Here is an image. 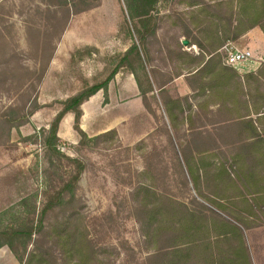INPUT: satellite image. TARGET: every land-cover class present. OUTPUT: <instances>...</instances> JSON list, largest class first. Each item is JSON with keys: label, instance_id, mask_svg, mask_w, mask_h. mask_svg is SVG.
Instances as JSON below:
<instances>
[{"label": "rangeland", "instance_id": "1", "mask_svg": "<svg viewBox=\"0 0 264 264\" xmlns=\"http://www.w3.org/2000/svg\"><path fill=\"white\" fill-rule=\"evenodd\" d=\"M59 3L60 0H0V216L10 210L17 216L20 214L16 211H20L23 217L37 219L35 211L40 213L47 200L53 199L78 171L76 162L66 157L77 159L84 168L75 184L76 191L74 195L65 192L69 204L48 211V229L67 226L75 239L81 230L86 232L93 250L91 264H142L149 250L138 221L142 215L133 189L141 183L149 184L192 207L198 205L194 201L197 193L183 183L163 115L158 112L157 95L144 96L140 101L121 100L117 113L125 121H118V128H108L105 121L100 125L107 116H97L93 127L86 126L84 130L82 115L80 126L88 138L77 129L75 114L68 113L73 119L64 127L68 114L62 119L57 146L66 157L53 155L46 148V130L63 107L60 102L84 86L104 80L117 64L118 56L133 44L124 29V0H90L87 6L95 5L94 8L73 15L61 39L67 14ZM76 5L75 10L85 6ZM185 8L184 0L159 5L160 28L147 41L148 68L171 63L172 73L178 72V60L170 61L166 45L175 47L181 29L174 28L171 21L176 12ZM44 43L49 48L59 45L55 63L48 69L44 68L48 54L42 56ZM188 46L186 50L191 49ZM157 72L155 78L161 85L168 74ZM138 74L141 90L147 92L148 79L142 70ZM158 95L160 99L161 92ZM12 109L33 113L29 121L9 129L4 114ZM196 198L204 204V200ZM0 223L2 227L10 226L13 219L7 216ZM245 236L254 264H264V225L245 230ZM38 239L53 253L56 264L78 259L76 253L66 251L72 240L63 244L57 236L40 235ZM29 249L34 250L35 245Z\"/></svg>", "mask_w": 264, "mask_h": 264}, {"label": "trees", "instance_id": "2", "mask_svg": "<svg viewBox=\"0 0 264 264\" xmlns=\"http://www.w3.org/2000/svg\"><path fill=\"white\" fill-rule=\"evenodd\" d=\"M169 1L124 0V29L133 44L118 56L117 64L104 80L86 85L60 102L63 107L46 130L45 146L49 152L66 157L57 146L60 123L68 113L75 114L77 129L88 138L80 126L81 107L98 91H107L119 69L128 68L138 84L139 70L148 81L149 73L155 77L158 69L148 71L147 41L160 28L159 5ZM60 2L67 15L59 39L73 15L95 6H87L90 0ZM184 2L187 8L176 12L171 21L181 33L175 47L166 45V53L171 62L178 60L181 66L185 65V72L178 70L175 74L185 75L192 93L174 97L161 90L159 109L166 114L163 122L185 187L189 190L192 187L196 197L213 207L200 203L196 197L198 205L189 206L176 197L161 194L149 184L135 187L132 193L142 215L138 221L149 250L142 264H254L245 230L264 225V63L256 73L240 75L226 64L224 47L255 28L264 33V0ZM77 3L85 6L75 10ZM183 39L190 42V50H186ZM56 51V45L49 48L44 43L42 56L48 54L45 69L51 65ZM167 81L165 84L170 80ZM141 91L146 96V91ZM32 111L12 109L4 114V123L9 129L19 127L29 121ZM66 158L76 162L78 171L53 199L47 200L40 213L35 208L37 219L23 217L20 211H16L20 214L17 216L10 210L0 216L2 223L7 216L13 219L10 226H0V248L8 246L21 264H56L53 253L38 239L40 235L57 236L63 244L72 240L66 251L76 253L78 259L69 264H91L93 250L86 232L81 230L75 239L67 226L48 229L46 225L49 210L70 203L64 194L69 191L74 195L84 168L79 160ZM35 235L38 238L34 239ZM31 244L35 245L34 250L29 249Z\"/></svg>", "mask_w": 264, "mask_h": 264}, {"label": "crops", "instance_id": "3", "mask_svg": "<svg viewBox=\"0 0 264 264\" xmlns=\"http://www.w3.org/2000/svg\"><path fill=\"white\" fill-rule=\"evenodd\" d=\"M184 40V39H183ZM182 40V41H183ZM240 48H251L254 47L253 51L255 52L256 56L261 57L262 61L254 62L249 65H244L241 68L233 67L240 75H245L247 73H256L262 63H264V33L261 29L255 28L251 31H248L245 35H243L237 41L231 42ZM186 47V46H185ZM193 48V47H192ZM128 47L124 49L126 51ZM187 49V47H186ZM194 49V48H193ZM59 53V45L57 46V51L55 54L54 59L52 60L51 66L53 67L55 63V59ZM197 53V52H196ZM176 67L179 68L180 71L185 72V65L181 66L180 62H176ZM173 66L171 63L165 64L162 67L158 68L156 66H150L149 69H158L159 73L168 74L167 81L168 83L165 84V81L162 83V87L158 84V77L155 78L149 73V85L152 89H148L146 92V96L149 97L150 95H157L158 102L160 105L161 100L159 99L158 95L161 90H164L165 94L170 96H186L192 93V88L187 83L185 75H176L172 73ZM158 73V72H157ZM157 80V82H156ZM83 89V88H82ZM141 96V97H140ZM121 98V99H119ZM125 98H134V101L143 100V95L141 93V89L139 87L138 81L136 76L131 71H123L120 69L112 82H110L108 86V91L105 93L104 90L98 91L94 96H92L86 103L82 106L83 110V119H82V128L86 130V126L93 127L92 121H95L94 118L98 116V119L107 116V118H102V123L100 125L105 124V121L108 128H118V121H125L124 118H118V105L120 101ZM104 101H106L104 103ZM113 107V111H109V108ZM215 108V107H212ZM162 113L166 117L165 112L162 110L158 111ZM71 114L66 116V119L62 123V127L64 125H69L72 120ZM105 125V126H106ZM100 129V128H99ZM98 129V130H99ZM105 130V129H100ZM0 264H21L18 258L14 255L12 250L8 246H3L0 248Z\"/></svg>", "mask_w": 264, "mask_h": 264}, {"label": "built area", "instance_id": "4", "mask_svg": "<svg viewBox=\"0 0 264 264\" xmlns=\"http://www.w3.org/2000/svg\"><path fill=\"white\" fill-rule=\"evenodd\" d=\"M226 64L235 68H241L254 62L262 61L255 52L249 48H240L233 43H228L224 47Z\"/></svg>", "mask_w": 264, "mask_h": 264}, {"label": "water", "instance_id": "5", "mask_svg": "<svg viewBox=\"0 0 264 264\" xmlns=\"http://www.w3.org/2000/svg\"><path fill=\"white\" fill-rule=\"evenodd\" d=\"M182 43H183V45H185V46H188V45L190 44V42H189L188 40H186V39H184V40L182 41Z\"/></svg>", "mask_w": 264, "mask_h": 264}]
</instances>
